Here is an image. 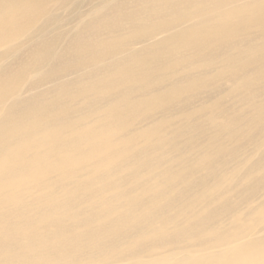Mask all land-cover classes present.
I'll return each mask as SVG.
<instances>
[{
  "label": "bare ground",
  "instance_id": "6f19581e",
  "mask_svg": "<svg viewBox=\"0 0 264 264\" xmlns=\"http://www.w3.org/2000/svg\"><path fill=\"white\" fill-rule=\"evenodd\" d=\"M135 1L60 51L66 3L0 0V264H264V133L218 105L264 111V0ZM224 87L194 146L169 106Z\"/></svg>",
  "mask_w": 264,
  "mask_h": 264
},
{
  "label": "rangeland",
  "instance_id": "374dc122",
  "mask_svg": "<svg viewBox=\"0 0 264 264\" xmlns=\"http://www.w3.org/2000/svg\"><path fill=\"white\" fill-rule=\"evenodd\" d=\"M50 1L53 0H47V2ZM57 2L60 4H67V6L64 7L65 9H63L64 15L56 13V16L60 17H52L46 22L58 26L54 39L57 41V48L60 51L64 50L68 42L77 39L75 36L79 29L85 27V32H87L93 23L108 15L111 12L113 6L119 5L125 8H131L137 4L135 0H57ZM72 12H75L76 14L70 17L69 14ZM42 40H52V35L42 36L40 41ZM71 44H73V42ZM3 51H6V49ZM13 55L14 56L11 58V62L15 59L23 61L26 58V49L24 47L19 50L17 49ZM0 72H2L1 69ZM262 85H264V80L256 83V86ZM226 90L227 87H224L222 89L212 91L210 94L203 96L202 98L196 97L192 104L182 103L180 105L169 106L171 111L177 114L176 121L178 124L184 122L181 120L182 116L180 115V112L182 111H192V119L195 120L198 125L200 123L206 124L205 132H200L196 127L191 133L194 146L202 144L210 138L215 126L210 122L208 114L213 109L212 102L215 101V99H217L221 93L225 92ZM260 99L264 100V97ZM218 105L223 108V112L227 113L223 119H229L233 116H241L242 114H246L247 118L251 122L252 132L254 134L259 132L264 133V111H257L256 108L251 106L248 102L234 101L230 99H223L218 103ZM256 138L264 141V134H259L256 136ZM247 141L249 140H244L243 144ZM263 154L264 145L261 148L252 149L247 153L242 152L240 156L239 153H236L234 157L235 159L237 158V160L233 163V165L235 166L239 163H243L241 166L243 169L242 173H245L251 165V160L260 161L263 159ZM258 196L263 195L259 194ZM251 225L253 228L259 226V229H264V221H261L260 223L252 222L249 225L250 228Z\"/></svg>",
  "mask_w": 264,
  "mask_h": 264
}]
</instances>
